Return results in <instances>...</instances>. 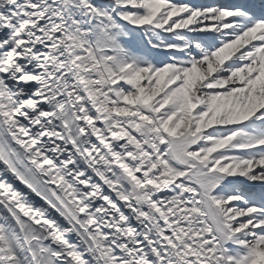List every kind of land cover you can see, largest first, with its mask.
Wrapping results in <instances>:
<instances>
[{"label": "snow or ice", "instance_id": "snow-or-ice-1", "mask_svg": "<svg viewBox=\"0 0 264 264\" xmlns=\"http://www.w3.org/2000/svg\"><path fill=\"white\" fill-rule=\"evenodd\" d=\"M0 264H264V0H0Z\"/></svg>", "mask_w": 264, "mask_h": 264}]
</instances>
